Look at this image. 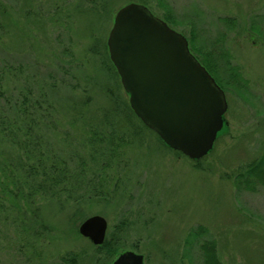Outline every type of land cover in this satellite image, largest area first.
<instances>
[{
    "label": "rangeland",
    "instance_id": "rangeland-1",
    "mask_svg": "<svg viewBox=\"0 0 264 264\" xmlns=\"http://www.w3.org/2000/svg\"><path fill=\"white\" fill-rule=\"evenodd\" d=\"M102 1L0 0V69L5 67L9 96L18 104L27 94L54 110L56 126L42 130L45 140L72 168L83 159L88 176L102 172L108 193L106 202L45 197L36 204V217L25 205L3 201L0 264H68L62 257L70 255L76 264H112L124 251L141 254L144 264H200L196 243L184 250V239L198 225L216 239L224 264H264V187L237 190L231 181L264 151V0H109L106 9ZM130 1L158 17L164 12L160 1L170 5L173 29L195 33L201 46L221 40L239 68L233 80L245 85L221 87L224 125L201 159L163 144L128 110L106 41L116 11ZM224 18L235 23L230 27ZM90 126L113 137L103 169L101 158L90 155L83 130ZM73 212L102 215L105 239L116 238L121 253L102 259L98 245L75 229L80 222Z\"/></svg>",
    "mask_w": 264,
    "mask_h": 264
},
{
    "label": "trees",
    "instance_id": "trees-1",
    "mask_svg": "<svg viewBox=\"0 0 264 264\" xmlns=\"http://www.w3.org/2000/svg\"><path fill=\"white\" fill-rule=\"evenodd\" d=\"M108 1H102L103 9H106ZM160 4L164 8L160 18L171 27L176 25L177 20L170 5L161 3V1ZM225 21L230 27L235 23V19L232 18L225 19ZM186 38L190 51L220 87L225 89V86L235 85L239 90L243 89L244 83L239 80L235 84V80H233L232 76L234 73H239V68L237 65H232L229 59L230 55L227 49L222 46L221 40L216 39L209 46H201L196 40L195 33L191 32ZM7 79L8 76H6L5 67H3L0 69V200L2 201L0 205H3L4 201L20 208L19 205L22 204L25 205L27 213H30V217H36V208L38 207L36 204L45 197L59 203L64 200L62 196L66 201L75 199L76 202L85 200L90 202L93 201L92 199H96L106 202L108 193L105 190L107 186V180H104L105 175L100 172L98 177L95 175L96 179L93 178V174L88 176L86 171L88 168H86V162L83 159L72 168L71 163L53 150L45 140L46 135L42 130L56 126V119L52 118L55 114L54 110L49 109L40 100H28L27 94H23L21 102L15 104L17 100H12L7 91ZM222 79H224V83ZM26 92L28 93V91ZM48 105L53 107L52 104ZM128 108L136 116L129 106ZM71 123L73 124L74 121ZM140 123L141 126L146 127L141 121ZM105 124L111 123L106 121ZM83 130L89 133L86 140L93 147L90 155L94 159L100 157L99 168H105L108 157L113 154L109 148L114 145L113 137L105 134L104 130L99 127L90 126ZM157 137L163 143L159 136ZM4 146L8 147L9 152L3 150ZM100 147H102V151H100ZM104 147L109 148L107 155H105ZM231 181L237 190L256 191L258 187H264V151L254 159L243 163L231 175ZM72 214L74 218V212ZM84 218L78 213L75 220L81 222ZM34 225L36 226V224ZM77 227L78 224H75L76 230ZM124 227L121 222L118 231L121 232ZM207 232L203 225L191 229L184 239V250L187 251L189 246L196 243L200 252V264H224L216 249V239L207 238ZM111 239V241L105 239L104 243L95 248L97 253H103L102 259L108 262L121 252L116 246L117 239L114 237ZM182 256H185V253ZM62 259L68 264L77 263L76 255L63 256ZM97 259L102 261L99 257Z\"/></svg>",
    "mask_w": 264,
    "mask_h": 264
},
{
    "label": "water",
    "instance_id": "water-1",
    "mask_svg": "<svg viewBox=\"0 0 264 264\" xmlns=\"http://www.w3.org/2000/svg\"><path fill=\"white\" fill-rule=\"evenodd\" d=\"M106 44L134 114L171 149L194 160L204 157L224 125L227 101L187 38L130 1L116 11ZM107 223L102 215H88L78 233L100 245ZM112 264L144 263L141 254L124 251Z\"/></svg>",
    "mask_w": 264,
    "mask_h": 264
}]
</instances>
